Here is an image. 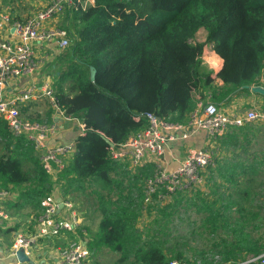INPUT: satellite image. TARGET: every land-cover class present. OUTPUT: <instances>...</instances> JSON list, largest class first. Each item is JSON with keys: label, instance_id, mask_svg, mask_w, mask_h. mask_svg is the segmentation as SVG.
Here are the masks:
<instances>
[{"label": "trees", "instance_id": "1", "mask_svg": "<svg viewBox=\"0 0 264 264\" xmlns=\"http://www.w3.org/2000/svg\"><path fill=\"white\" fill-rule=\"evenodd\" d=\"M64 13L61 29L71 43L61 56L64 69L58 71L55 93L65 116L79 118L84 131L59 180L75 191L90 182L101 186L98 231L87 241L93 256L111 252L116 264L190 263L169 239L182 205L185 213L197 209L202 221L195 233L207 238L192 264H215L216 257L233 263L264 253L263 125L230 128L223 135L220 145L232 158L218 159L208 169L213 196L194 192L181 198L184 204L164 208L152 203L146 211L156 215L143 230L138 224L144 193L124 188L121 167L111 160L106 142L117 146L144 130L147 113L186 124L199 102L227 106L234 97L250 94L248 87L260 86L264 0H75ZM201 29L207 33L203 43L197 41ZM206 45L223 60L215 77L202 61ZM151 174L149 166L135 177ZM51 182L33 145L15 137L0 119V189L18 192L22 207L43 209Z\"/></svg>", "mask_w": 264, "mask_h": 264}, {"label": "built area", "instance_id": "2", "mask_svg": "<svg viewBox=\"0 0 264 264\" xmlns=\"http://www.w3.org/2000/svg\"><path fill=\"white\" fill-rule=\"evenodd\" d=\"M75 5V0H46L44 8L29 13L26 18L14 19L0 10V119H4L15 137L29 141L36 151L40 166L55 183L59 172L67 166L75 150V142L67 145H50L48 140L54 134V127L40 121L22 117L20 107L38 93L49 100L51 108L68 122H77L82 131L84 124L74 117L65 116L60 109L51 81L45 80L41 87L31 83L21 92L8 95V86L12 79L31 75L36 66L34 45L56 43L58 48L66 50L70 46L67 32L54 27V21L62 16L67 8ZM212 51L213 47L210 45ZM205 55H202V58ZM259 84L264 87V63ZM147 127L119 145L111 147V160L117 164H128L130 168H141L146 163L154 164V175L144 185V204L153 203L159 191L172 196L181 191L196 192L205 185L208 169L218 160L219 145L223 135L230 128H242L247 124L264 126V106L256 105L242 113H227L211 102H199L197 110L186 124L169 123L153 113L144 115ZM198 131H205L208 143L204 148H188L185 158L172 170L163 162L166 147L177 140H187ZM12 193L0 189V202L10 198ZM55 192L42 200V213L37 218V229L32 233L18 232L15 235L11 255L18 252L29 256L34 247L42 240H53L67 233L75 234L82 222L79 212L68 200L59 203ZM60 204L63 207L60 210ZM65 209V215L60 212ZM8 216L0 204V219ZM63 264H95L94 256L85 239H74L61 249ZM221 258H215L220 264ZM168 264H192L171 260ZM221 264H264V253L248 255L243 260Z\"/></svg>", "mask_w": 264, "mask_h": 264}, {"label": "crops", "instance_id": "3", "mask_svg": "<svg viewBox=\"0 0 264 264\" xmlns=\"http://www.w3.org/2000/svg\"><path fill=\"white\" fill-rule=\"evenodd\" d=\"M90 3H93V1H90ZM45 5L46 0H0V10L10 14L14 19L26 18L29 13H33L36 10L42 9L45 7ZM63 19L64 15L58 17L54 21L53 26L58 27V24L61 25V21ZM200 34L204 37L205 42L207 37L206 31L201 29L198 32V42H200L198 40V36ZM34 47L36 50V66L34 72L31 75H25L12 79L8 86L9 96H13L16 93L23 91L31 83H35L38 87H41L45 80H50L55 90V85H53V82L50 79V72L47 69L51 67V69L56 70L60 67V69L57 70V75L60 74L58 71L62 70L63 68L61 56L65 50L59 49L56 43L45 44L43 46L41 44H35ZM203 54L205 55L202 58L203 64L206 66V68H208L209 71L213 72V77H215L223 66V60L210 49V45H206ZM212 54L213 56H211ZM249 91L251 92L250 94H240L234 97V99L227 106H220L219 108L227 113H239V106L246 104L244 101H246L249 97L251 99L250 101H252L250 106H253L255 103L264 106V95H256V93H253L254 91L250 88ZM20 113L25 119L46 122L54 127V134L51 135L48 140L50 145H67L74 143L78 136L83 134V131L80 129L77 122H68L64 120L62 116H59L51 108L49 100L43 97L41 93H38L37 97L33 98L26 104L21 105ZM77 119L80 120L79 118ZM208 140L209 138L205 131H198L192 134L187 140L179 139L175 142L169 143L162 159L166 164L167 169L172 170L177 167L185 158L188 148H204L206 147ZM220 147L222 146L219 145V150ZM222 149H224V147H222ZM218 159L220 160V158ZM221 159H223V156ZM68 162L69 160L67 163ZM118 165L122 170L128 167V170L132 171L134 176L135 173L139 174L141 170H145L149 166L152 167V170H155L153 163H146L141 168L136 169H130L128 164ZM60 184L61 183L59 180V187ZM56 191V186L53 185L52 192ZM11 193L12 195L10 198L0 202L8 216L7 219H0V264H22L19 263L18 257L11 255L15 235L18 232H34L38 225L37 218L42 213L41 207L34 209L32 206L27 204H24L22 207L20 194H18V192ZM189 193L190 195L193 194L192 192ZM55 197L59 203L67 199L64 194L61 193L60 195L57 194ZM64 210L65 209H62L60 212V217L65 215ZM79 214L82 222L80 223V227L75 234L67 233L53 240L40 241L39 244L33 248L29 255L30 262H25L23 264H63L60 258V251L72 240L79 238L78 231L83 233V239L92 241L91 237L88 239L89 236L87 232L90 231L95 236L98 231L100 218L96 222L94 221V225H92L89 223V218L84 217V213L81 214L79 212Z\"/></svg>", "mask_w": 264, "mask_h": 264}, {"label": "rangeland", "instance_id": "4", "mask_svg": "<svg viewBox=\"0 0 264 264\" xmlns=\"http://www.w3.org/2000/svg\"><path fill=\"white\" fill-rule=\"evenodd\" d=\"M64 15V19L61 21V25L58 24L59 28H63L64 26V22H65V14ZM70 43H71V37L67 34ZM198 40L200 42H204V37L200 34L198 36ZM213 56V54L211 55ZM205 66V65H204ZM60 69V67L58 68ZM53 70L50 68H48L47 70L50 72V79L53 82V85H55V80L57 78V70ZM64 69V67L62 68V70ZM208 69V68H207ZM205 70H206V66H205ZM260 85V84H259ZM261 86V85H260ZM254 93V92H253ZM250 97L247 98L246 104L240 105L238 110L240 111L239 113L245 112L246 110L258 105L259 104H255L253 106H250V103L252 101H250ZM258 103V102H257ZM223 111V110H222ZM225 112V111H224ZM42 122V121H40ZM44 124L47 125H51L49 123L46 122H42ZM222 153V154H221ZM223 156V159H221V157ZM217 158H220L221 161L224 160H229L230 158H232V153L227 152L224 149H222V147H220L219 153L217 155ZM70 160V158L67 159V161ZM217 163V161H216ZM215 163V164H216ZM132 169V168H130ZM120 170V176L124 179V188H130L131 191H133L134 193L136 192L137 189H140L142 191V193L144 192V185L146 183V180L149 179L151 176L154 175V171L152 170V174L149 175V177L147 179H144V177H135L132 173V171L128 170V167H126V169H118ZM134 171V170H133ZM209 170H208V174L209 175ZM205 177V185L203 188H199L197 189L195 192L196 194H204V195H209V196H213L212 194H210V181H209V176ZM132 177H135V181H133ZM132 180V182H131ZM219 181V180H218ZM52 183V186L55 185L57 191L55 192V194L60 195L64 194V196L67 198L66 200H68L69 202H71L74 205V208L79 211L81 214L84 213V217L85 218H89V223L94 225V221L96 222L99 218L101 219V215L99 213V211L97 210V206H99V198L98 195L96 194V191H99L100 193H102L101 190V186L98 184H93L92 182L86 184L85 188L83 191H75L73 190L69 185L70 183H66V181L64 180L63 182H61L60 187L59 185V177L57 179V182ZM136 183V184H135ZM63 185V186H62ZM129 190V189H128ZM179 193V194H178ZM175 195L172 196H167L165 194V192L163 191H159V194L156 195L157 197L153 198V204L155 205H159L161 206V208H164L165 206L169 205V204H177L180 201H182V199H184V197L186 199H190L192 197V195H190L189 191H181L178 192ZM19 194V193H18ZM195 194V195H196ZM143 197H145V195H143ZM182 198V199H181ZM210 199H212V197H210ZM184 204V201H182ZM145 205V204H144ZM178 205V204H177ZM148 206H144V214L143 216L140 218L139 220V224H138V229L143 230L144 228H147L150 224V222L153 220V218H155V215H148V211L147 210ZM175 208H173L172 210H174ZM183 205L180 208V210L178 211V213L176 212L174 214V222L171 224L172 227V231L170 233L169 239L172 245H174L179 251L184 252V254L190 259V263H193V261L195 260V258H200L197 254V252L203 250L204 246H205V240H207V238L205 237H201L199 236V234L195 233V229L200 226L201 221H202V216L197 212L196 208H191L189 210L188 213H185L183 211ZM171 212V210H168ZM173 218V217H171ZM91 227V226H90ZM155 227L153 226L152 229H154ZM90 232V231H89ZM88 233L89 238L90 237H94V235L91 233ZM254 236H257L258 233L257 230H253L252 231ZM162 234V233H161ZM87 236V237H88ZM80 239H82L83 236H78ZM168 239V238H166ZM21 260L25 259V255L21 254L20 255ZM206 258H208L209 260L213 259L212 253L208 250L206 253ZM116 255H114L111 252L108 251H98V253L96 254V256L94 257V261L95 264H116ZM212 262V261H209Z\"/></svg>", "mask_w": 264, "mask_h": 264}, {"label": "water", "instance_id": "5", "mask_svg": "<svg viewBox=\"0 0 264 264\" xmlns=\"http://www.w3.org/2000/svg\"><path fill=\"white\" fill-rule=\"evenodd\" d=\"M90 70H91V81L92 82H95V79H96V70H95V68L94 67H91L90 68ZM248 88H250L251 90H253L254 91V93H256V94H261V95H264V87H262V86H253V87H248ZM106 142H107V144L110 146V147H113L114 146V143L111 141V140H109V139H106ZM63 207V204H60V209ZM21 254H23V255H25L23 252H18V254H17V257H18V261H19V263H25V262H30V260H29V256H26L25 255V259L24 260H21V258H20V255Z\"/></svg>", "mask_w": 264, "mask_h": 264}]
</instances>
